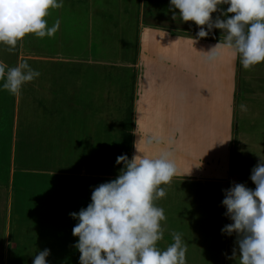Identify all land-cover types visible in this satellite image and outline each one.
<instances>
[{
	"label": "rangeland",
	"instance_id": "obj_1",
	"mask_svg": "<svg viewBox=\"0 0 264 264\" xmlns=\"http://www.w3.org/2000/svg\"><path fill=\"white\" fill-rule=\"evenodd\" d=\"M169 4L63 0L46 18L48 26L60 22L53 37L28 34L11 52L0 44V61L10 67L27 62L40 72L19 95L0 87V264H33L56 236L48 238L46 227L53 233L57 221L61 249L46 260L79 264L72 235L78 221L65 215L86 208L95 186L117 178L118 156L164 152L177 173L155 201L166 216L157 247L166 249L176 232L187 245V264H239L237 234L221 233L233 223L222 188L235 176L255 189L251 171L264 159V62L244 69L224 48L222 72L207 73L200 51L181 39L196 40L188 33L196 24L182 21L178 9L174 20ZM220 18L226 17L220 12ZM164 28H172V36L160 34ZM193 71L201 74L192 86ZM172 89L185 98L188 89L193 101L171 105ZM210 100L220 121H197L198 108L207 111ZM212 126L217 130L209 139Z\"/></svg>",
	"mask_w": 264,
	"mask_h": 264
},
{
	"label": "clouds",
	"instance_id": "obj_2",
	"mask_svg": "<svg viewBox=\"0 0 264 264\" xmlns=\"http://www.w3.org/2000/svg\"><path fill=\"white\" fill-rule=\"evenodd\" d=\"M221 5H228L226 11L219 9ZM61 7L63 0H0V44L11 52L28 34L53 37L60 22L48 26L46 18L50 10ZM176 9L182 21L206 26L199 28L198 37H207L213 28L223 31L224 41L203 51L208 61L217 60L228 48L244 69L264 62V0H170L174 20ZM218 10L225 19L213 20L211 14ZM39 76L27 62L10 67L0 61V87L12 95H19L25 83ZM146 143H153L152 138ZM170 157V152L158 158L118 156L116 164L123 163V168L117 178L95 186L91 203L69 213L78 221L72 235L78 237L74 247L81 254L79 264H187V245L180 233H171L174 242L166 249L157 247L166 216L155 201L166 196L161 185L169 184L177 173ZM250 179L255 189L234 182L222 189L225 216L233 223L221 233L237 234L239 264H264V159L252 169ZM49 255L47 248L39 251L33 264H48Z\"/></svg>",
	"mask_w": 264,
	"mask_h": 264
},
{
	"label": "crops",
	"instance_id": "obj_3",
	"mask_svg": "<svg viewBox=\"0 0 264 264\" xmlns=\"http://www.w3.org/2000/svg\"><path fill=\"white\" fill-rule=\"evenodd\" d=\"M212 15V18L214 19V17H215V19H216V17H220V10H218L217 12H215V13H212L211 14ZM142 24H146L145 23V20H144V22H141ZM143 26V25H142ZM141 26V27H142ZM144 27V31H145V26H143ZM200 27H205V29H206V26H197V25H194L193 26V30L194 31H192V32H188V31H186V32H188L189 33V35H190V37H193V38H196V40L195 39H185V38H181V39H183V40H187L186 41V43L188 44V45H191L193 48L192 49H194V50H199L200 51V53L203 55V57H204V59H205V61H207L206 62V72L208 73V71L210 72V70H212V73L213 74H215V75H217L218 73L220 74V71L222 72V66H220V57H222V54H221V56L217 59V60H215V61H208L207 60V58H206V56H207V54L205 53V52H203V51H208V50H210V48L212 47V46H214L215 44H217L218 42H216V40H218V38L217 37H219V36H223V31L222 30H220V29H216V28H213L212 29V31L209 33V35L207 36V37H203V38H201V37H198L197 36V32L199 31V28ZM167 29V30H166ZM160 30H163L162 32L160 31ZM172 28L171 29H169V28H164V29H159V33L160 34H168L169 33V35H171L172 34ZM172 36V35H171ZM224 37V36H223ZM220 39V38H219ZM191 40H195V41H191ZM208 40H210V42H208ZM178 41V38H172V40H171V42H174L175 44H176V42ZM197 41H199V42H201V43H199V45L195 48V46L197 45ZM179 46V45H178ZM227 52H228V54L229 55H231V58H234L235 57V55L233 54V52L230 50V49H228V50H226ZM218 60H220V61H218ZM261 68H264V66L262 65V67ZM197 69H199V68H197ZM214 69H216V70H218L217 72H213V70ZM208 70V71H207ZM204 72V71H203ZM211 73V74H212ZM175 74H177V72L175 71ZM180 74V73H179ZM201 73H200V71H198L197 73H195L194 71H193V73H192V78H191V80H192V86H193V84H194V82H196L197 83V81L199 80V75H200ZM175 86V84H173V87ZM185 88V87H184ZM186 90V98L181 94V93H178V91L176 92V90L175 89H172V91H173V93H172V95H173V98H172V100H173V102L171 103V105H176L177 104V106L176 107H178V105L181 103V102H183L184 100L186 101V102H192L193 101V97H191V98H189L188 99V89H185ZM193 91H194V89H192V92L191 93H193ZM191 96H193L192 94H191ZM216 105V102H214V100L212 101V100H210V103L208 104V106H206L207 107V111H206V109L204 108L203 110H202V108L201 107H199L198 108V111L197 112H200L199 113V115L197 116V121H199L200 122V120H202L203 119V122H213V121H215L216 119H219V117H220V111H219V115H218V113H217V107L215 106ZM224 105V104H223ZM203 113H204V115H203ZM201 114H202V116H201ZM201 116V117H200ZM190 119H193V118H190ZM218 121H220V119L218 120ZM217 121V122H218ZM193 124V123H192ZM198 128L199 127H197V129H193V132H194V135H195V137L197 136V135H199L198 134ZM212 129L214 130V133H215V130H217V126H212V127H210L209 129H208V133H209V139H212ZM197 140H199V141H201L200 139H197ZM202 140H204V138H202ZM190 168L191 167H189L188 166V171L190 170ZM185 174V173H184ZM184 174H182V175H184ZM182 175H178L180 178L181 177H183ZM230 179V178H229ZM237 179H238V177H233L232 178V182H234V183H236L237 182ZM247 180H249V179H247ZM193 180H191V182H192ZM208 181H210V180H208ZM249 181H251V180H249ZM213 182H215L214 180H213ZM252 183V182H251ZM218 185L219 186H221L220 185V183H218ZM223 186V185H222ZM224 188H222V189H227V188H229V185L228 184H226L225 186H223ZM10 227H11V222H10ZM7 229H8V223H7ZM9 233H10V231H9ZM10 235V234H9ZM8 240H9V236H8Z\"/></svg>",
	"mask_w": 264,
	"mask_h": 264
},
{
	"label": "trees",
	"instance_id": "obj_4",
	"mask_svg": "<svg viewBox=\"0 0 264 264\" xmlns=\"http://www.w3.org/2000/svg\"><path fill=\"white\" fill-rule=\"evenodd\" d=\"M227 7L228 6H226V5H221V6H219V9H223V10H225L226 11V9H227ZM229 15H233V14H229ZM70 191V190H69ZM72 192V191H71ZM71 195H72V197H73V193H70ZM72 199V201L74 202V200H76L77 198L76 197H73V198H71ZM71 212H74V211H71ZM70 212V213H71ZM68 216H70L69 215V213H67L66 215H65V217L67 218ZM64 217V218H65ZM63 218V219H64ZM63 219H61V220H63ZM74 220V222L75 221H77V220H75V219H73ZM76 224V223H75ZM58 225H60V221H57L55 224H53L51 227H54V226H56V228L55 229H53V233H51L50 232V229H48V227H46V229H47V235L49 234V235H51V234H53V235H56L55 237H54V239H53V241H51L50 240V243H49V246H47L46 248L47 249H49L50 250V252L52 253V252H55V251H58L59 249H61L60 248V246H58L59 245V241L57 240V234H60L61 233V229L63 228V227H61V228H57V226ZM52 229V228H51ZM63 236L65 237V231L63 232ZM49 235H48V238H50L49 237ZM48 241H49V239H48ZM51 244V245H50ZM69 248L68 247H66V248H64V250L66 251V250H68ZM61 261V263L62 264H64V262H66V260L65 259H62V260H60ZM51 263H53V262H50V263H48V264H51ZM60 264V263H59Z\"/></svg>",
	"mask_w": 264,
	"mask_h": 264
}]
</instances>
